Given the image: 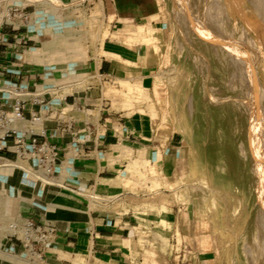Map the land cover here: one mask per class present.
I'll list each match as a JSON object with an SVG mask.
<instances>
[{
  "label": "crops",
  "instance_id": "crops-1",
  "mask_svg": "<svg viewBox=\"0 0 264 264\" xmlns=\"http://www.w3.org/2000/svg\"><path fill=\"white\" fill-rule=\"evenodd\" d=\"M57 2L52 14L73 25L67 31L75 33L85 49V69L48 83L45 67L21 55L43 47L32 27L15 37L18 50L0 51L1 84L60 90L67 96L61 100L48 93L49 104L40 111L47 141L60 151L55 179L80 195L66 193V203L61 209L52 206L50 213L41 205L13 213L17 220L39 221L38 216L45 215L56 223V238L45 247L44 261L36 264H176L172 246L179 238L184 264H218L211 239L195 234L202 215L198 197L183 201L186 176L196 170L189 163L192 143L174 127L161 129L166 118L156 91L168 43L163 3ZM34 6L36 11L47 10ZM30 14L34 23L35 14ZM152 29L162 34L159 53L146 43ZM0 158L16 161L8 153ZM3 239L0 264H31L20 243Z\"/></svg>",
  "mask_w": 264,
  "mask_h": 264
},
{
  "label": "rangeland",
  "instance_id": "rangeland-1",
  "mask_svg": "<svg viewBox=\"0 0 264 264\" xmlns=\"http://www.w3.org/2000/svg\"><path fill=\"white\" fill-rule=\"evenodd\" d=\"M160 1L168 43L156 96L166 118L161 129L174 127L193 146L189 163L196 170L186 176L182 194L183 201L193 196L200 201L195 234L211 239L218 264H264V0ZM29 2L34 1L13 3L35 14L43 47L21 55L63 54L65 62H56L51 68L55 73L49 79L46 73V80L72 78L86 68L83 45L67 31L73 25L52 14L58 3ZM34 5L47 10L36 11ZM5 32L15 35L11 28ZM151 35L146 43L159 53L161 31L152 29ZM17 44L0 31V51H16ZM44 186L22 172L0 169V222L17 219L13 213L29 206L41 205L47 213L52 206L61 209L69 196ZM233 204L238 206L235 214ZM37 220L56 226L45 215Z\"/></svg>",
  "mask_w": 264,
  "mask_h": 264
},
{
  "label": "built area",
  "instance_id": "built-area-1",
  "mask_svg": "<svg viewBox=\"0 0 264 264\" xmlns=\"http://www.w3.org/2000/svg\"><path fill=\"white\" fill-rule=\"evenodd\" d=\"M79 2L87 5L91 0ZM32 25V16L26 8L15 5L13 0H0V31L3 32V37L15 38L24 31L28 32ZM9 28L15 35L5 32ZM4 40L7 41V38ZM21 40L26 43L25 38ZM0 90L3 93L0 94V154H13L16 161L31 160L40 175L55 179V166L59 161L60 151L47 141L45 118L40 110L49 104L48 93L61 100H67V96L61 95L60 90L37 91L10 81L0 83ZM64 187L77 192L68 184H64ZM56 235L57 227L49 221L38 222L25 218L8 223L0 222V239L5 237L14 243H20L31 264L44 261L45 247L55 240ZM181 245L178 239L174 240L172 255L176 264H184Z\"/></svg>",
  "mask_w": 264,
  "mask_h": 264
},
{
  "label": "bare ground",
  "instance_id": "bare-ground-1",
  "mask_svg": "<svg viewBox=\"0 0 264 264\" xmlns=\"http://www.w3.org/2000/svg\"><path fill=\"white\" fill-rule=\"evenodd\" d=\"M20 1H34L36 3L39 2H52V3H59L57 2V0L54 1H45V0H13V2H15L16 4ZM34 2H29L32 4H35ZM49 26V25H48ZM32 28L37 32V36L39 35V31L36 28L35 22L32 25ZM50 42V41H49ZM51 43V42H50ZM65 44V43H64ZM63 44V45H64ZM49 46V45H48ZM57 47V46H56ZM54 48V47H53ZM65 51V50H64ZM26 53V52H25ZM64 53V52H63ZM30 55V60L34 62V64H41V65H45L46 63V73H47V79H49L51 77L52 74V67L54 66V64L56 62H60V63H64L65 62V56L63 54L58 53L57 54V58L60 59L59 61H56V55L54 56L52 53H46L45 51H41V52H29ZM27 56V55H26ZM67 62V61H66ZM71 64V63H70ZM70 64H67L70 65ZM61 65V64H60ZM73 66V65H72ZM50 69H49V68ZM63 67V66H62ZM55 73V72H53ZM55 78V77H54ZM52 81V80H51ZM54 81V80H53ZM0 94L2 95V91L0 90ZM252 144V143H251ZM254 147V146H253ZM255 148V147H254ZM255 151V150H254ZM257 152V151H256ZM24 162H29L32 166L31 167H27V165ZM0 169H2L3 172H7L9 171L10 173L14 172V171H18L20 174L21 172L23 174L26 175V177H28L29 179H31L32 182H34L35 184H43L46 183L49 185V187L52 189L53 187L57 188L55 191L56 192H64L66 193H74L75 195H80V193L78 192H73L68 190L66 187H64L63 182H59L56 179H48L47 177H44L42 175L39 174L38 168L35 166L34 162H30V161H25V160H19V161H12L9 159H3L0 158ZM29 164V165H30ZM36 186V185H35ZM260 201L264 207V198H260ZM239 204V203H238ZM262 207V206H261ZM238 210V206L236 204H233L231 206V212L233 214H235ZM17 220V219H15ZM5 239V237H4Z\"/></svg>",
  "mask_w": 264,
  "mask_h": 264
}]
</instances>
